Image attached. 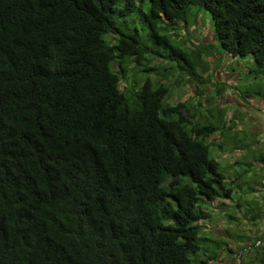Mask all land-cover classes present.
<instances>
[{"label": "trees", "instance_id": "16d2710c", "mask_svg": "<svg viewBox=\"0 0 264 264\" xmlns=\"http://www.w3.org/2000/svg\"><path fill=\"white\" fill-rule=\"evenodd\" d=\"M201 10L213 41L189 47L177 32ZM212 54L251 58L256 82L229 88L264 103V0H0V264H211L255 246L203 222L264 214V194L246 203L264 189L249 176L264 171L258 138L233 134L223 83L196 106L167 102L170 78L202 100ZM215 135L247 152L241 172H221ZM255 250L246 264H264Z\"/></svg>", "mask_w": 264, "mask_h": 264}, {"label": "rangeland", "instance_id": "374dc122", "mask_svg": "<svg viewBox=\"0 0 264 264\" xmlns=\"http://www.w3.org/2000/svg\"><path fill=\"white\" fill-rule=\"evenodd\" d=\"M196 10L197 9L194 8L191 10L192 15L196 14ZM197 17V23L191 24V26H188L186 30L183 29L177 32L178 37L176 38L178 41L185 43V45L189 47L192 42L202 41L208 43L213 41V26L210 15L206 11L201 10ZM218 54H212V58L210 57L209 73L212 75L211 85L208 87L206 86L201 90L202 93L205 94L204 97H202V100L199 99V96H201L200 93H194V87L189 80L184 79L181 85L176 86L174 78H170L168 82L171 84V91L167 102L171 104L185 102L191 106H196L198 104V100L205 101L204 99L207 96L214 97L215 88L212 86L213 84L223 83L224 87L227 89L224 90L225 92L223 94V98L219 99V107H222L227 111V119L229 121L232 119L237 124L235 128L236 131L235 129L232 130L233 134L235 132L238 133L239 129L247 130V132H249L247 134L249 139L256 136L259 140V143L254 145L253 148L257 150V152H264V103L254 99L242 101L234 95L231 92L232 90L229 88L230 86L236 87L237 84L242 87L249 83L256 82L252 78L247 77L249 68L251 67V63H253V61L249 57L245 59L231 58L224 54V57L222 58ZM174 75L176 77L178 76L176 73ZM207 105L205 104L204 106L206 107ZM205 107L200 108L202 113H205ZM251 132L254 135H251ZM216 136L217 135L211 137L209 142L214 144L211 146V155L220 162L221 172L226 177L236 172H241L243 167L234 163L241 155L247 154V152L242 151V154L239 150H233L232 152L220 151L217 147L220 140H217V138H215ZM249 139L246 141L249 142ZM229 143L230 144H222L225 150L232 147V141H229ZM249 176H252L253 180L261 182V177L264 176V171L261 172L258 168H256L254 171L250 170ZM243 189H245V186H243ZM236 191L238 194L241 192L240 189H236ZM262 191L264 192L263 188ZM263 192L256 190L252 193V195L247 197L246 203H261L260 199L261 195L264 194ZM228 201L225 202L227 203ZM226 210H228L227 213L235 215L240 221H235L233 224H229L226 217L219 213V210H214L212 213L213 220L211 222H203V229L206 233H208L209 237L212 239H223L231 244L235 250L238 245H243L244 243L236 242L233 236L245 235L249 237L250 241L248 244L252 243L255 237H260L261 239L255 246L249 248L248 252L244 250L239 253L235 251L226 253L224 251L220 254L221 257L211 264H246L248 261L259 259L261 255L259 251L256 252L255 247L264 246V214L261 215L256 224H252L247 219H244V208L241 210H238L237 208L232 210L229 207L226 208ZM251 214L253 213L247 214V217L249 218ZM235 224L238 225L236 226Z\"/></svg>", "mask_w": 264, "mask_h": 264}]
</instances>
